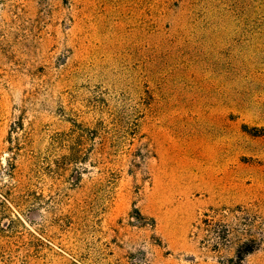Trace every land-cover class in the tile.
<instances>
[{
  "label": "rangeland",
  "instance_id": "rangeland-1",
  "mask_svg": "<svg viewBox=\"0 0 264 264\" xmlns=\"http://www.w3.org/2000/svg\"><path fill=\"white\" fill-rule=\"evenodd\" d=\"M236 263L264 264V0H0V264Z\"/></svg>",
  "mask_w": 264,
  "mask_h": 264
},
{
  "label": "trees",
  "instance_id": "trees-1",
  "mask_svg": "<svg viewBox=\"0 0 264 264\" xmlns=\"http://www.w3.org/2000/svg\"><path fill=\"white\" fill-rule=\"evenodd\" d=\"M76 132H77V131L72 132V137H77V136H76ZM80 158H81V157H80L79 154H77V157H75V159H78L77 162L82 161V159H80ZM206 222H207V223H210V222H209V219H206ZM218 232H220V231H218ZM255 246H256V241H252L251 244L247 245V247L245 248L244 251H241V250L239 251V255H240V257H242V255L245 254V253L252 252V251L256 248ZM236 264H238V263H236Z\"/></svg>",
  "mask_w": 264,
  "mask_h": 264
}]
</instances>
